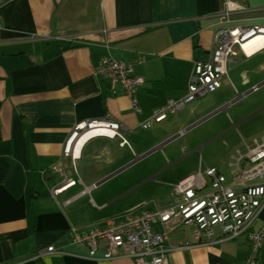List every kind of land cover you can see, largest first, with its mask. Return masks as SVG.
Segmentation results:
<instances>
[{"label":"crops","instance_id":"1","mask_svg":"<svg viewBox=\"0 0 264 264\" xmlns=\"http://www.w3.org/2000/svg\"><path fill=\"white\" fill-rule=\"evenodd\" d=\"M228 2L237 6L231 24L264 25V0H7L1 6L0 264H138L131 256L105 258V241L91 256L70 233L174 201L173 187L147 200V182L173 186L207 167L224 172L222 166L231 177L232 155L264 137V47L251 55L239 50L215 92L141 126L168 100L187 94L195 61L214 49ZM104 55L142 59L134 64L145 78L136 94L141 113L95 72ZM88 119L118 121L128 143L94 137L73 162L64 154L66 140ZM262 223L264 207L255 227ZM214 238L197 243L193 226L178 227L163 264H243L250 255L245 235L223 238L217 227ZM255 264H264V247Z\"/></svg>","mask_w":264,"mask_h":264},{"label":"built area","instance_id":"2","mask_svg":"<svg viewBox=\"0 0 264 264\" xmlns=\"http://www.w3.org/2000/svg\"><path fill=\"white\" fill-rule=\"evenodd\" d=\"M6 1L0 0V9ZM227 7L219 15V26L214 33V49L207 59L194 63L187 94L179 100H168L165 106L142 120L143 128H149L154 122L166 119L170 113L183 109L188 103L215 92L222 86L224 76L228 75V62L232 57L239 50L251 55L246 52L245 43L258 37L264 38L262 24H231V13L237 6L228 2ZM263 47L264 43L252 53ZM140 61L141 58L125 60L104 55L95 67L98 75L107 78L112 87L119 86L131 98L132 106L138 113H141V108L136 94L145 78L135 73L134 64ZM258 88L255 86L252 90ZM85 135L86 139L80 144V139ZM98 136L119 137L122 145L128 143L118 121L88 119L78 122L73 128L66 140L64 154L76 162L81 146ZM245 147V151L238 150L232 155L230 179L216 167L199 170L173 186L175 197L168 206H140L120 217H111L105 225L100 224L83 232L72 230L70 235L73 242L79 246L86 245L91 256L98 252L101 241H105V258L123 255L134 257L138 264H163L172 249V231L180 226H193L197 243H204L215 240V229L218 227L223 238L245 235L250 255L243 264H255L264 247V223L255 227L256 218L264 207V137L255 138ZM69 183L75 184L76 180H70ZM62 188L54 191L59 192ZM155 223H161L164 229L154 231ZM48 250H54V246H49Z\"/></svg>","mask_w":264,"mask_h":264},{"label":"rangeland","instance_id":"3","mask_svg":"<svg viewBox=\"0 0 264 264\" xmlns=\"http://www.w3.org/2000/svg\"><path fill=\"white\" fill-rule=\"evenodd\" d=\"M207 95H209V94H207ZM201 98H203V97H201ZM201 98H199V99H201ZM221 169L228 175V178L230 179V171L228 170L229 168L227 169V167L222 166ZM206 181L209 182V179L207 178ZM157 186H159V185L153 184L151 182H147L142 187V189L145 188L143 197H145L149 201H152L155 199V197L157 198L158 195H160L162 193H163L162 195H165V194L169 195L171 193L172 187L174 185L173 186H165V187H161V188H157ZM158 198H161V197H158ZM124 211H126V210H124Z\"/></svg>","mask_w":264,"mask_h":264},{"label":"bare ground","instance_id":"4","mask_svg":"<svg viewBox=\"0 0 264 264\" xmlns=\"http://www.w3.org/2000/svg\"><path fill=\"white\" fill-rule=\"evenodd\" d=\"M264 43V38L263 37H258L252 41H249L247 43H245L244 48L246 50L247 53L252 54V52L260 45H262ZM87 135L83 136L80 139V144L82 142H84V140L86 139Z\"/></svg>","mask_w":264,"mask_h":264}]
</instances>
